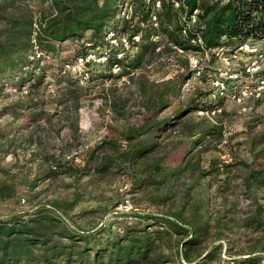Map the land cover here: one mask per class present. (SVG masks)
I'll use <instances>...</instances> for the list:
<instances>
[{"label": "rangeland", "instance_id": "rangeland-1", "mask_svg": "<svg viewBox=\"0 0 264 264\" xmlns=\"http://www.w3.org/2000/svg\"><path fill=\"white\" fill-rule=\"evenodd\" d=\"M173 1L183 27L198 24L181 14L180 1ZM152 2L155 11L161 8L160 0ZM132 10L125 1L117 16L130 17ZM152 22L159 27L156 12ZM159 33L163 38L165 33ZM103 35L93 39L87 29L81 37L58 41L54 53L35 46L25 81L0 85V130L7 135L0 138V166L10 172L0 175L17 182L14 197L0 198V216L46 210L53 200L67 203L79 194V204L64 220L86 231L108 223L122 227L131 210L169 215L182 205L187 213L196 204L197 223L207 225L199 246L213 247V258L197 264H264L261 232L242 220L257 203L264 205V34L238 42L223 37L219 46L184 55L151 54L144 65H130V73L124 65L137 57L141 36L131 43L111 25ZM181 56L189 59L191 70L160 112L163 116L186 105L176 129L184 142L163 162L166 173L179 171L177 180L161 176L160 185L140 186L135 175L120 170L95 174L91 182L87 176L53 173L46 158L79 157L105 136L140 122L146 113L140 80L155 92L158 81L183 70L175 63ZM31 112L36 118L29 117ZM36 174L42 178L32 188L29 181Z\"/></svg>", "mask_w": 264, "mask_h": 264}, {"label": "trees", "instance_id": "trees-1", "mask_svg": "<svg viewBox=\"0 0 264 264\" xmlns=\"http://www.w3.org/2000/svg\"><path fill=\"white\" fill-rule=\"evenodd\" d=\"M125 1L131 3L132 14L118 17V7ZM152 1L0 0V85L12 80L14 84L25 81V69L33 65L35 46L54 53L58 41L81 37L87 29L93 39L102 40L107 25L125 32L131 43H136V35L142 38L137 57L124 65L126 69L130 65H144L151 54L160 57L166 52L181 51L184 55L190 50L206 51L218 45L223 37L238 42L243 37L264 34V0H178L179 11L188 18L198 10V24L191 28L180 23L173 0H160L161 8L157 11ZM153 12L158 28L152 22ZM159 29L165 33L163 38ZM112 58H117V54ZM175 63L183 70L177 77L158 81L160 89L155 92H150L145 81L140 80L138 87L146 109L140 122L128 125L119 135L105 136L79 157L46 158L53 173L87 176L91 182L95 174L106 176L111 170H120L135 175L133 181L140 186L160 185L161 176L162 180L166 177L170 180V176L177 180L179 171L166 173L163 162L184 142L176 129L186 105L180 104L163 116L160 112L170 106L169 96L191 68L185 56L178 57ZM193 104L194 101L189 102ZM36 115L31 112L29 117L33 119ZM4 132L0 130V138L6 140ZM164 133L168 135L164 137ZM2 173L9 174V168L0 166ZM40 178L36 174L29 181L30 186L34 188ZM16 183L0 175V198L14 197ZM80 200L76 194L67 203L53 200L46 210L0 216V264H183V259L197 264L198 260L206 262L213 258V247L199 246L207 225L197 223L196 204L187 213L182 205L169 211V215L131 210V217L125 215L121 221L122 227L108 223L85 231L70 228L64 220V215ZM242 220L260 230L258 245L264 252V205L257 203V207L245 212ZM222 234L218 232L217 236Z\"/></svg>", "mask_w": 264, "mask_h": 264}, {"label": "built area", "instance_id": "built-area-1", "mask_svg": "<svg viewBox=\"0 0 264 264\" xmlns=\"http://www.w3.org/2000/svg\"><path fill=\"white\" fill-rule=\"evenodd\" d=\"M197 13H198V10H195V11L191 14V16H190L191 21H192V20H193V21H196V20H197Z\"/></svg>", "mask_w": 264, "mask_h": 264}]
</instances>
